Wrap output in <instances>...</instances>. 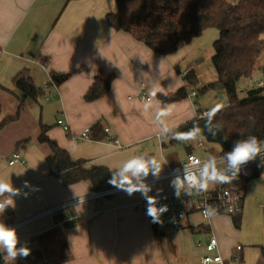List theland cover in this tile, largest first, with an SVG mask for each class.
I'll list each match as a JSON object with an SVG mask.
<instances>
[{"label": "crops", "instance_id": "obj_1", "mask_svg": "<svg viewBox=\"0 0 264 264\" xmlns=\"http://www.w3.org/2000/svg\"><path fill=\"white\" fill-rule=\"evenodd\" d=\"M115 11V0H0V93L14 94L29 106L45 97L36 111L37 137L16 138L0 162V177L12 181L14 187L20 188L28 180L39 189H22L30 194L15 198L13 209V224L24 221L17 227L19 236L21 241L30 239L34 254L18 261L0 258V264H204L200 257L206 251L198 242L207 241L211 234L218 240L224 262L208 264H264V244L239 243V229L246 221L245 195L239 227L226 214L206 220L193 212L180 230L172 232L165 222L153 223L146 215L140 193L129 196L122 190L78 200L59 213L41 215L56 205L114 188L107 181L102 189L93 190L86 180L66 182L62 173H51L46 149L38 143L43 127L72 160L86 168L105 166L111 177V171L133 155L164 158L166 153L178 155L177 151L184 150V157L187 145L196 153L201 147L200 155H206L202 137L171 145L169 132L200 117L204 109L228 105L226 100L215 104L213 96L198 100V90L218 80L215 73L213 78V70V80H207L202 67L205 57L212 62L218 31L208 28L182 48L158 55L108 23L106 15ZM24 70L38 91H43L36 99L14 83ZM191 72L196 85L185 80ZM52 73L68 76L58 83ZM111 74L114 77L108 92L87 100L85 95L96 77L106 79ZM45 84L55 92L53 98L46 97ZM181 87L187 88L185 98L168 103L162 100V95ZM192 91L197 95L192 96ZM2 105L0 101V111ZM158 114L163 123L157 121ZM17 117L3 118L0 130ZM98 122L100 127L109 128L108 132L103 130V138L81 136ZM165 125L168 131L161 134ZM15 151L25 162L9 164ZM167 169L165 164L161 174ZM170 180L148 181L153 185L149 194L155 195L157 189L161 195L174 190ZM1 197L9 198L6 194Z\"/></svg>", "mask_w": 264, "mask_h": 264}, {"label": "trees", "instance_id": "obj_2", "mask_svg": "<svg viewBox=\"0 0 264 264\" xmlns=\"http://www.w3.org/2000/svg\"><path fill=\"white\" fill-rule=\"evenodd\" d=\"M115 1L116 11L106 15L108 23L117 31L131 34L158 55H167L182 48L208 28H217L219 31V37L213 44L212 57L218 80L198 90L200 94L216 89L225 92L228 105L216 114L211 125L215 135L209 133L205 125L206 117H196L170 131L172 139L169 144L177 145L179 141L173 139V136L177 132H188L194 126L201 129L197 136L218 145V148L205 147L204 152L210 157L232 151L238 141L247 140L250 136L264 139V84L256 83L247 89L245 96L239 95L237 87L242 78L253 77L257 59L264 51V0ZM262 73L264 76V68ZM52 75L58 83L68 76ZM113 77V74L106 79L96 77L85 98L94 100L105 95L111 87ZM185 80L189 84L197 83L192 72L185 76ZM14 83L21 92L34 99L43 92L38 91L26 70L16 75ZM187 95V88L181 87L161 98L168 103L181 100ZM89 136L92 139L104 137L99 122L90 128ZM38 143L46 149L51 173H62L66 182L86 180L93 190H100L108 181L110 171L107 167L86 168L80 161L72 160L67 150L45 134V127L41 129ZM186 150V153L191 152L194 147L187 145ZM251 167L248 174L239 172V178L234 180L243 189L251 179L264 173V161H257ZM232 218L234 225L239 227L241 214ZM0 222L12 225L15 222L13 209L0 215Z\"/></svg>", "mask_w": 264, "mask_h": 264}, {"label": "clouds", "instance_id": "obj_3", "mask_svg": "<svg viewBox=\"0 0 264 264\" xmlns=\"http://www.w3.org/2000/svg\"><path fill=\"white\" fill-rule=\"evenodd\" d=\"M225 105L219 104L209 110L206 116L205 125L209 133L215 135L212 128V121L216 114ZM157 115V121H160ZM168 131L167 126H163L162 133ZM201 129L199 126H194L188 132H177L173 139L178 141H191L194 140ZM264 151V139H258L256 136H250L247 140L238 141L232 151L225 153L228 161V167L234 169L232 175H225L223 172L217 170L216 160L213 157L211 161L203 166L200 176L186 174L183 180L176 176L170 180V187L174 189V196L181 197V192L184 188L185 182L189 187L195 188L197 191H206L209 182L230 183L239 178L238 174L241 167L248 162L254 160L259 153ZM199 164V160L194 161ZM167 164V160L163 157L157 158L156 156L148 157L146 155H133L131 158L119 164L115 170L111 171V177L108 183L124 191L127 195L132 196L135 193H140L141 197L146 201V215L151 218L153 223L163 225V215L170 210V206L166 203H161V200H166L167 196L161 195V190L157 189L155 195L149 193L153 190V185L147 182V178L151 175L154 179L158 180L161 176L163 168ZM22 189H29L30 191H38L36 186L31 185L30 181L24 180L21 187H14L12 181H8L0 177V196L5 194L9 197L0 200V215L5 214L10 208L15 209V198L23 196L27 198L30 194L29 191H22ZM80 203V202H79ZM215 210L209 205L205 215L212 216ZM31 248L28 243L21 242L19 230L17 227L9 225L5 222H0V258L4 260L18 261L26 259L31 254Z\"/></svg>", "mask_w": 264, "mask_h": 264}, {"label": "built area", "instance_id": "obj_4", "mask_svg": "<svg viewBox=\"0 0 264 264\" xmlns=\"http://www.w3.org/2000/svg\"><path fill=\"white\" fill-rule=\"evenodd\" d=\"M238 1V0H233ZM258 85H263L264 80L260 79V81L257 82ZM57 88V86H56ZM45 93L47 98H53L55 95V92L50 89L49 84L44 85ZM192 96H196L197 92L192 91ZM210 109H204L199 116L200 117H206L207 113ZM104 132H108L109 128L104 127ZM90 133V129H87L82 132V137H88ZM118 141L115 140L114 143H117ZM213 157L207 156V155H200L196 152H188L184 157L178 156L174 153H166L164 155V159L167 160V171L163 174H161V179H173L174 177L178 176L183 180L186 174L190 173L192 175H196L197 177L200 176V172L203 169V166L211 161ZM216 160V168L217 170L223 172L225 175H230L234 172V169H231L228 167V161L225 156V154H219L217 156H214ZM199 160L200 163L196 164L194 161ZM257 161H264V151L259 153L257 157L248 162L247 164L243 165L241 167L240 172H243L245 174H248L251 170V164H254ZM9 164H14L16 162H25L22 154L19 151H15L12 154V157L8 160ZM156 179L149 178L148 181H154ZM115 191H119L117 188H110L106 190H101L94 192L90 195L81 197L79 199H76L74 201L62 203L60 205H56L54 207L48 208L46 211H44L41 215H47V214H54L59 213L72 203L78 201V200H84L86 198H92L97 197L101 195H106ZM244 195L245 191L244 189L236 184V182L233 180L230 183H219V182H209L208 189L206 191H197L195 188H191L188 186V184L185 182L184 188L181 192V197L176 198L174 196V190L169 191L168 193H165L163 196H167L166 200H161V203H166L170 206L169 212L165 213L164 216V222L167 225L168 229L172 232H176L180 230L184 222L188 219V216L193 213H199L204 219L210 220V218L213 216H207L205 215V212L210 205L212 209L215 210V214H226L231 217L238 216L242 212L243 209V201H244ZM143 206L146 209V201L144 200ZM72 218H69V220ZM64 222L68 221V218L62 219ZM24 221L12 224V226L19 227L23 225ZM27 242L28 246H30V239L22 240L21 242ZM198 245H202L205 248V254H203L200 257V261L204 264L218 262L223 263V258L221 254L218 251V240L214 235H210L209 239L205 242H198ZM237 248H241V246H237Z\"/></svg>", "mask_w": 264, "mask_h": 264}, {"label": "rangeland", "instance_id": "obj_5", "mask_svg": "<svg viewBox=\"0 0 264 264\" xmlns=\"http://www.w3.org/2000/svg\"><path fill=\"white\" fill-rule=\"evenodd\" d=\"M233 1V0H232ZM212 30L218 31L217 28ZM219 32V31H218ZM208 37V33L205 36ZM213 42V41H212ZM210 44V43H209ZM203 47V46H202ZM204 48V47H203ZM212 49V47H210ZM209 48V49H210ZM209 53H205L208 55ZM202 67L205 70V75L207 80L212 79V70L213 78L215 73V78L217 80V71L214 68V65L208 57H205ZM264 68V51L261 53L260 57L256 62V71L252 78H242L239 80L237 87L238 93L240 96H245L247 89L256 85L260 79L264 80L262 70ZM211 71V73H210ZM16 95L0 93V101L3 103L0 121L6 116L18 115L16 119H13L5 125V127L0 130V162H3L6 155L5 152L12 148V143L18 137L28 138V137H37L36 126L39 118L36 117V111L40 108L39 105L45 101V97L41 96L39 99V104H34L29 106L28 104H22L19 102V99L15 97ZM18 96V94H17ZM214 97L216 99L215 104L226 100L225 92L222 90H212L209 93H202L198 100L207 99L208 97ZM20 97V96H18ZM203 148L213 146L218 148L215 143H208L203 138ZM209 149V148H208ZM198 153H202L201 147L198 148ZM178 156L184 154V150L177 151ZM246 216V221L241 225L239 229V234L242 232V238L239 239V243L245 245L249 243L256 242L257 244H264V173L256 178L251 179L246 186L245 190V206L243 211V219ZM239 234L236 236L239 237Z\"/></svg>", "mask_w": 264, "mask_h": 264}]
</instances>
